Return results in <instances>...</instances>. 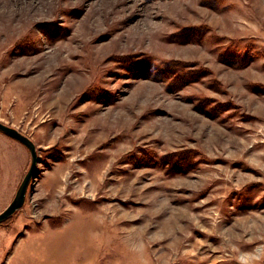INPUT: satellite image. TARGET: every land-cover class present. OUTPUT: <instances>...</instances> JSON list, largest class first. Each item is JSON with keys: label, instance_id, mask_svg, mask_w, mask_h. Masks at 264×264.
Wrapping results in <instances>:
<instances>
[{"label": "rangeland", "instance_id": "1", "mask_svg": "<svg viewBox=\"0 0 264 264\" xmlns=\"http://www.w3.org/2000/svg\"><path fill=\"white\" fill-rule=\"evenodd\" d=\"M0 122V264H264V0H0Z\"/></svg>", "mask_w": 264, "mask_h": 264}, {"label": "water", "instance_id": "2", "mask_svg": "<svg viewBox=\"0 0 264 264\" xmlns=\"http://www.w3.org/2000/svg\"><path fill=\"white\" fill-rule=\"evenodd\" d=\"M0 132L8 137L21 143L27 150L30 156V164L21 183L19 184L16 193L10 204L0 213V224L11 218L18 210H20L25 202L26 192L31 180L35 177V171L38 164V151L35 144L25 135L14 128H11L0 122Z\"/></svg>", "mask_w": 264, "mask_h": 264}, {"label": "trees", "instance_id": "3", "mask_svg": "<svg viewBox=\"0 0 264 264\" xmlns=\"http://www.w3.org/2000/svg\"><path fill=\"white\" fill-rule=\"evenodd\" d=\"M15 214H16V213H15ZM15 214H14V215H15ZM9 219H10V218H9ZM9 219H8V220H9ZM8 220H6V221H8ZM6 221H5V222H6ZM5 222H3V223H5Z\"/></svg>", "mask_w": 264, "mask_h": 264}, {"label": "bare ground", "instance_id": "4", "mask_svg": "<svg viewBox=\"0 0 264 264\" xmlns=\"http://www.w3.org/2000/svg\"><path fill=\"white\" fill-rule=\"evenodd\" d=\"M27 193V192H26ZM183 225V224H182ZM204 226V225H203ZM234 229V228H233Z\"/></svg>", "mask_w": 264, "mask_h": 264}]
</instances>
